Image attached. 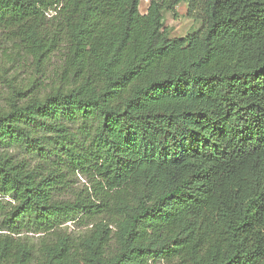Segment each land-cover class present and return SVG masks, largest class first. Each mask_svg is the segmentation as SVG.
Returning a JSON list of instances; mask_svg holds the SVG:
<instances>
[{
	"label": "trees",
	"instance_id": "trees-1",
	"mask_svg": "<svg viewBox=\"0 0 264 264\" xmlns=\"http://www.w3.org/2000/svg\"><path fill=\"white\" fill-rule=\"evenodd\" d=\"M141 2L0 0V264H264V0Z\"/></svg>",
	"mask_w": 264,
	"mask_h": 264
},
{
	"label": "rangeland",
	"instance_id": "rangeland-1",
	"mask_svg": "<svg viewBox=\"0 0 264 264\" xmlns=\"http://www.w3.org/2000/svg\"><path fill=\"white\" fill-rule=\"evenodd\" d=\"M149 6V0H142L141 13L146 14ZM164 25L168 31L170 38H183L189 35H193L201 31L203 28V21L200 16L192 18L189 16L188 6L186 3H181L177 7V17H174L171 13H164ZM3 47L0 45V111L8 109L9 98L12 96V86L20 87L21 85L27 86L29 82L33 81L36 77L26 74L24 71L15 75L14 70L7 67L6 59L3 55ZM56 63V59L53 60L49 70L53 69ZM75 187L83 188L86 184V180L78 176L75 179ZM68 233L73 235H79L84 233L87 228H78L73 223L65 225ZM28 238V240L34 245L40 242L39 235L34 234H22L21 236ZM157 264H166L165 261L158 262Z\"/></svg>",
	"mask_w": 264,
	"mask_h": 264
}]
</instances>
